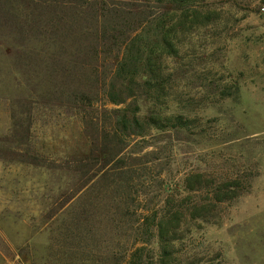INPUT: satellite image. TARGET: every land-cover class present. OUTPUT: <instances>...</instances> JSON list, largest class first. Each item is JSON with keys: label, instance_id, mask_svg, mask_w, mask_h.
Returning a JSON list of instances; mask_svg holds the SVG:
<instances>
[{"label": "rangeland", "instance_id": "1", "mask_svg": "<svg viewBox=\"0 0 264 264\" xmlns=\"http://www.w3.org/2000/svg\"><path fill=\"white\" fill-rule=\"evenodd\" d=\"M262 1L203 0L210 21L182 33L178 55L165 61L172 96L196 128L154 131L144 150L159 158L149 177L160 205L165 194L185 195L189 172L237 178L245 187L219 205L217 223L188 233L187 247L206 264H264ZM0 3V264H44L61 212L77 208L83 194L79 174L52 166L86 151L85 138L69 108L40 98L53 97L49 87L66 78L67 59L38 43L36 15L18 11V0ZM140 104L144 114L148 105Z\"/></svg>", "mask_w": 264, "mask_h": 264}, {"label": "trees", "instance_id": "2", "mask_svg": "<svg viewBox=\"0 0 264 264\" xmlns=\"http://www.w3.org/2000/svg\"><path fill=\"white\" fill-rule=\"evenodd\" d=\"M18 1V11L37 17L38 43L67 59L66 78L49 87L53 97L40 98L71 110L86 148L52 166L79 174L83 194L77 208L61 212L44 264H206L187 247L188 233L217 223L219 205L245 187L189 172L185 195L165 194L160 205L149 177L159 158L144 152L154 131L196 128L172 96L165 61L178 55L182 33L210 21L203 0ZM140 103L148 105L144 114Z\"/></svg>", "mask_w": 264, "mask_h": 264}, {"label": "built area", "instance_id": "3", "mask_svg": "<svg viewBox=\"0 0 264 264\" xmlns=\"http://www.w3.org/2000/svg\"><path fill=\"white\" fill-rule=\"evenodd\" d=\"M258 15L260 16L262 23L264 24V0L258 6Z\"/></svg>", "mask_w": 264, "mask_h": 264}]
</instances>
